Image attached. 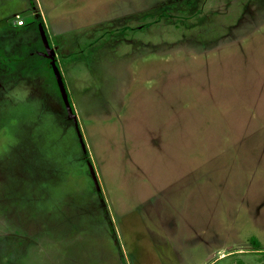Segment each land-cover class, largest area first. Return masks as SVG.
<instances>
[{"label": "rangeland", "instance_id": "obj_1", "mask_svg": "<svg viewBox=\"0 0 264 264\" xmlns=\"http://www.w3.org/2000/svg\"><path fill=\"white\" fill-rule=\"evenodd\" d=\"M240 262L264 264V0H0V264Z\"/></svg>", "mask_w": 264, "mask_h": 264}, {"label": "water", "instance_id": "obj_2", "mask_svg": "<svg viewBox=\"0 0 264 264\" xmlns=\"http://www.w3.org/2000/svg\"><path fill=\"white\" fill-rule=\"evenodd\" d=\"M40 33H41L42 41H43V44H44V49H45V52H46V56L48 58L55 57V53H54L53 49L50 48L43 30L40 29ZM51 67L53 69V73H54V76L56 78L57 85L59 87L60 95H61L62 100L64 101V104H65V107H66V109L68 111V116L70 117V119H72L74 121V125H75V127L77 129L79 139L81 140V135L79 133L77 119H76L75 115L72 113V108H71L70 103L68 101V97H67V94H66V91H65V88H64V85H63L59 70L57 69L54 61L51 63ZM81 144H82V147L84 148V144L83 143H81ZM90 174H91V177L93 179L95 188L97 190H99V183H98L97 178L95 177L94 170H93V167L91 165H90Z\"/></svg>", "mask_w": 264, "mask_h": 264}, {"label": "trees", "instance_id": "obj_3", "mask_svg": "<svg viewBox=\"0 0 264 264\" xmlns=\"http://www.w3.org/2000/svg\"><path fill=\"white\" fill-rule=\"evenodd\" d=\"M250 244H251V246L254 247L255 249H259V248H260V244H259L258 240L255 239V238H251V239H250ZM239 264H244V263H243V262H240Z\"/></svg>", "mask_w": 264, "mask_h": 264}, {"label": "built area", "instance_id": "obj_4", "mask_svg": "<svg viewBox=\"0 0 264 264\" xmlns=\"http://www.w3.org/2000/svg\"><path fill=\"white\" fill-rule=\"evenodd\" d=\"M17 24L20 26V25L23 24V22H22L21 20H18V21H17Z\"/></svg>", "mask_w": 264, "mask_h": 264}, {"label": "crops", "instance_id": "obj_5", "mask_svg": "<svg viewBox=\"0 0 264 264\" xmlns=\"http://www.w3.org/2000/svg\"><path fill=\"white\" fill-rule=\"evenodd\" d=\"M18 25V24H17Z\"/></svg>", "mask_w": 264, "mask_h": 264}]
</instances>
